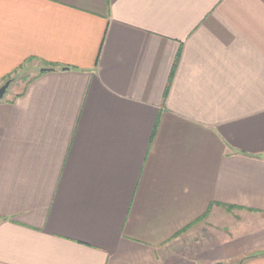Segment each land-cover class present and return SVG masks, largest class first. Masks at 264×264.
<instances>
[{"label": "crops", "instance_id": "obj_1", "mask_svg": "<svg viewBox=\"0 0 264 264\" xmlns=\"http://www.w3.org/2000/svg\"><path fill=\"white\" fill-rule=\"evenodd\" d=\"M29 62L0 264H264V0H0V86Z\"/></svg>", "mask_w": 264, "mask_h": 264}, {"label": "rangeland", "instance_id": "obj_2", "mask_svg": "<svg viewBox=\"0 0 264 264\" xmlns=\"http://www.w3.org/2000/svg\"><path fill=\"white\" fill-rule=\"evenodd\" d=\"M34 69H35V66L33 67V63L29 62L23 65L21 68H19V70H16V72H14V74L11 75V77L13 78L12 83L9 86L8 91L5 96L12 98V97H15L19 92H21L23 85L33 75L35 71ZM240 223H241V216L235 215L234 226H237Z\"/></svg>", "mask_w": 264, "mask_h": 264}, {"label": "water", "instance_id": "obj_3", "mask_svg": "<svg viewBox=\"0 0 264 264\" xmlns=\"http://www.w3.org/2000/svg\"><path fill=\"white\" fill-rule=\"evenodd\" d=\"M46 70H49V68H42L41 72ZM11 83H12V79H9L0 86V100H2L5 97Z\"/></svg>", "mask_w": 264, "mask_h": 264}, {"label": "trees", "instance_id": "obj_4", "mask_svg": "<svg viewBox=\"0 0 264 264\" xmlns=\"http://www.w3.org/2000/svg\"><path fill=\"white\" fill-rule=\"evenodd\" d=\"M21 67H22V66H21ZM57 69H58V68H57ZM54 70H55V68L51 67V68H49V70H46V71H54ZM15 72H16V71H15ZM43 72H45V71H43ZM39 74H42V73H39ZM9 79H13V78L11 77V75L8 76V77L5 79V82H6L7 80H9ZM262 254H264V252L257 253V254H254V255L246 256V257L243 258L242 260L247 259V258H250V257H253V256H257V255H262ZM242 260H241V261H242Z\"/></svg>", "mask_w": 264, "mask_h": 264}]
</instances>
